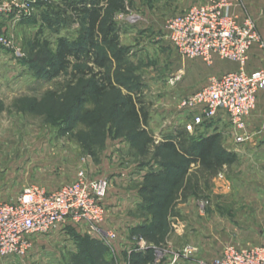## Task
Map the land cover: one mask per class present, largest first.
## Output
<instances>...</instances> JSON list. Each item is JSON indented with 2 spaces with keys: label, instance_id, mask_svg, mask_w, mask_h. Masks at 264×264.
I'll use <instances>...</instances> for the list:
<instances>
[{
  "label": "rangeland",
  "instance_id": "1",
  "mask_svg": "<svg viewBox=\"0 0 264 264\" xmlns=\"http://www.w3.org/2000/svg\"><path fill=\"white\" fill-rule=\"evenodd\" d=\"M80 1L91 0H35L23 19L34 23L16 27L10 21L0 32L11 40L7 49L0 46L8 50L0 55V203L32 186L55 191L83 171L110 183L102 229L115 239L79 232L82 242L62 235L39 240L42 246L23 264H90L88 256L91 264H143L149 251V264H197L200 258L211 264L225 246L263 244L264 162L247 159L249 142L234 145L228 127L220 126L205 165L187 164L161 146L180 128L179 100L219 75L214 64L179 56L166 38L171 17L205 0H104V19L124 57L102 69L114 87L100 97L82 61L50 81L20 62L26 53L43 72L54 63L60 39L70 45L81 40L82 18L68 7ZM228 11L257 21L243 5ZM96 50L107 51L102 43ZM176 76L180 80L172 84ZM127 97L143 108L146 124L126 117ZM222 150L234 159L218 164ZM92 239L105 251H86Z\"/></svg>",
  "mask_w": 264,
  "mask_h": 264
},
{
  "label": "built area",
  "instance_id": "2",
  "mask_svg": "<svg viewBox=\"0 0 264 264\" xmlns=\"http://www.w3.org/2000/svg\"><path fill=\"white\" fill-rule=\"evenodd\" d=\"M34 3L0 0V16H11L13 22L27 19ZM229 7L225 0L196 3L167 21L166 38L187 60L211 66L219 59L238 66L236 71L210 76L201 88L183 96L177 107V125L192 136L216 133L225 125L234 145L242 146L250 140L247 122L256 109L258 95L264 93V68L248 72L246 65L252 48L262 50L264 44L252 19L230 13ZM10 44L11 40L0 36L2 48ZM178 80L176 76L171 82ZM109 186L107 179L91 178L79 171L73 182L55 191L32 186L16 200L1 202L0 259H25L39 240L61 235L68 238L69 228L99 241L115 239L110 230L102 229ZM211 264H264V245L247 249L225 246Z\"/></svg>",
  "mask_w": 264,
  "mask_h": 264
},
{
  "label": "trees",
  "instance_id": "3",
  "mask_svg": "<svg viewBox=\"0 0 264 264\" xmlns=\"http://www.w3.org/2000/svg\"><path fill=\"white\" fill-rule=\"evenodd\" d=\"M103 1L104 0H91L90 2L80 1L78 3L68 4L70 12L82 18L81 21L84 28L81 40L74 45H70L63 39H60L58 49L54 56V63L43 72L39 71L40 69L37 70L34 68L36 62L30 60L26 56V53H24V56L20 59L22 66L26 68L31 67L32 72L33 69L34 71L36 70L35 77L38 79L50 81L64 73L72 61H82L87 65L88 71L91 74V86L95 97L103 96L107 90L113 88L114 86L112 85L111 79L102 72V69L112 61L121 62L124 55L112 25L104 19L101 7ZM34 21V19L28 20L26 24L31 25V22L34 23ZM99 43H102L107 49L103 54L96 50ZM94 68H97L98 71L92 73V69ZM82 75L86 76L87 72H82ZM73 77L74 79L76 78V76ZM50 94L56 96L53 92ZM127 105L128 108L125 112L126 117L135 122H140L142 120V123L146 124L147 115L143 111V108H138L136 102L131 97H127ZM218 137L216 133L192 136L184 131V129L178 128L172 131L170 137L165 142H162L161 146L170 150L175 155L184 158L187 164L196 163L205 165L209 161L210 156H212L214 145ZM233 159V154L223 152L222 150L221 157L220 159L218 158V164L227 163ZM143 204H146L144 200ZM68 235L75 239V241L82 240L77 237V232L71 228L68 229ZM89 242L91 246L89 245L86 251L90 253H93L95 249L105 251V247L97 240L92 239L89 240ZM150 252L151 251L146 255L148 258H143L141 256V261L144 262L143 264H149V260H151L152 256ZM134 256L133 263H138L136 260L139 254ZM87 259L90 260V264L93 263L92 258L88 256Z\"/></svg>",
  "mask_w": 264,
  "mask_h": 264
},
{
  "label": "crops",
  "instance_id": "4",
  "mask_svg": "<svg viewBox=\"0 0 264 264\" xmlns=\"http://www.w3.org/2000/svg\"><path fill=\"white\" fill-rule=\"evenodd\" d=\"M226 2L230 4L231 6L230 8H232V11L241 10V7L243 5L247 13L251 15L254 20L257 19L255 24L260 34V37L262 39V42L264 44V0H229V1L226 0ZM1 17H0V32L2 31L5 32L6 26H8L7 22H10V21L13 23L11 24V26H16V27L29 26L28 24H26L25 20L13 22L12 17H3V16ZM1 49L2 48L0 47V55L8 51V50L6 51V50H1ZM213 64L215 65L216 73H218L219 75L227 73V72H231V71H236L238 68V66L234 63L222 61L219 59H215ZM263 68H264V48L261 50L255 46L250 51L249 60L246 65V70L248 72H251V71H255V70H259ZM219 129L221 128L219 127ZM247 131L250 134V140H249L250 145H249V153L247 154L248 155L247 159L248 158L250 159L252 156H255V157L259 156V157H262V161L264 162V93H260L258 95L256 109L251 114L247 122ZM259 139L261 142L258 141ZM256 140L258 142H256ZM244 151L245 150H243V153ZM15 199H11V200H15ZM262 202L264 203V198L262 199ZM262 209L263 211H262L261 216L264 217V207H262ZM41 244L42 242L40 244L38 243L35 244L30 255H33V253L37 251V248L42 246ZM258 245H264V243L258 244ZM206 261L208 260H206L205 258H200V261H198L197 264H209V263H205ZM23 263H24V260L22 259H15V260L0 259V264H23Z\"/></svg>",
  "mask_w": 264,
  "mask_h": 264
}]
</instances>
